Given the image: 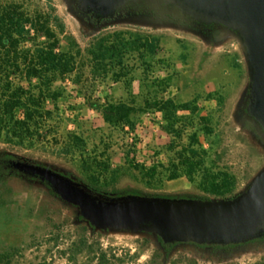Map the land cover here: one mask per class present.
I'll return each mask as SVG.
<instances>
[{"label":"rangeland","instance_id":"374dc122","mask_svg":"<svg viewBox=\"0 0 264 264\" xmlns=\"http://www.w3.org/2000/svg\"><path fill=\"white\" fill-rule=\"evenodd\" d=\"M4 15L32 20L23 26L28 39L21 48L57 42L56 52L65 55L51 74L45 103L50 113L35 116L38 133L23 140L1 133V153L48 165L108 194L220 198L211 192L209 182L211 176L224 172L231 178L228 198L242 191L264 166V142L242 115L249 83L247 63L238 39L229 32L205 34L182 22L142 14L96 24L77 13L69 0H0V17ZM34 22L43 26L44 35L36 31ZM126 42L138 45L141 53H125ZM111 47L122 52L109 59L104 54ZM112 70L120 75L124 100H134V106L143 109L134 116L135 124L138 115L154 111L144 105L147 98H170L178 106L188 105V110L179 111L185 117L172 130L162 118L160 123L150 116L157 130L149 137L131 132L130 127L106 129L114 152L123 147L131 165L148 162L145 167H149L152 159L158 161L151 179L130 164L103 168L110 158L103 150L110 141L96 148L95 118L82 105L112 98ZM17 76L11 74L13 83L26 85ZM166 76L164 86L159 80ZM130 80L138 93L132 92V85L126 89ZM17 115L22 117V111ZM140 139H149L144 149L149 160L136 156ZM184 147L196 150L201 167L190 176L168 179L171 171L166 168ZM82 240L86 245L76 255ZM158 247L155 238L142 234L92 231L74 206L41 182L16 174L0 177V264H96L92 251L97 248L109 259L113 253L124 264H144ZM176 253L191 260L179 264H252L264 261V241L223 249L178 245L172 251ZM132 255L135 259L128 261Z\"/></svg>","mask_w":264,"mask_h":264},{"label":"water","instance_id":"95a60500","mask_svg":"<svg viewBox=\"0 0 264 264\" xmlns=\"http://www.w3.org/2000/svg\"><path fill=\"white\" fill-rule=\"evenodd\" d=\"M77 13L107 20L126 8L153 10L202 30L226 31L243 50L248 87L242 115L264 142V0H69ZM9 171L44 183L77 209L92 231L142 234L165 244L245 247L264 238V166L239 193L228 198L108 194L45 164L12 158ZM159 245V243H158ZM160 247V245H159Z\"/></svg>","mask_w":264,"mask_h":264},{"label":"trees","instance_id":"16d2710c","mask_svg":"<svg viewBox=\"0 0 264 264\" xmlns=\"http://www.w3.org/2000/svg\"><path fill=\"white\" fill-rule=\"evenodd\" d=\"M13 21L14 24H11ZM25 23L30 24L33 22L29 18L23 21L17 18L12 19L10 15L0 17V134L4 133L11 137H17L20 140L38 133L39 126L38 122L35 121L36 114L50 113V110L46 109L45 103L49 97L48 92L52 82L51 74L54 73L59 65L58 63H60L62 57L65 55L56 52L57 42L47 45L35 42L32 48H21V45L25 44L24 42L28 39V33L23 27ZM33 25L38 33L44 35L43 26H40L37 22H34ZM124 48L125 53L129 51H136L138 54L141 53L140 47L138 45H132L131 42H126ZM121 52L122 50L111 47L105 51L104 56L111 59ZM120 70L122 73H125V67L121 66ZM15 73L19 79L26 82V85L20 82L13 83L10 76ZM112 77L114 80L120 79V75L114 71L112 72ZM168 80L169 77L166 76L161 78L159 83H163L166 86ZM129 85V81L128 83L126 82V86ZM91 105L101 109L104 121L108 125L120 128L123 126L133 127L134 116L138 112L143 111L141 107L134 106V100L128 102L107 100L98 105ZM144 105L162 113V119L168 130H172L175 125L181 124L182 118L185 116L180 115L179 111L189 109L188 105L178 106L170 98L157 96L147 98L144 101ZM20 110L23 113L22 117L17 115V112ZM247 125L252 129L249 123ZM12 158L16 157L0 152L1 178L7 174H13L6 166L8 160ZM128 164L131 165L130 162ZM131 166L141 171L144 177L148 179L155 176L159 167L155 164L149 167L135 164ZM200 167L201 162L196 160V150L194 148H190L189 150L184 147L177 152L176 158L167 166L166 169L171 171L167 178L175 179L183 175L190 176L196 173ZM103 168H107V166L103 164ZM209 183L213 194L220 198H227L226 195L231 187V178L227 173L223 172L211 176ZM88 186L96 191L102 192L91 185ZM157 242L160 247L154 250L152 258L144 264H179V261L182 260L185 262L191 261L186 254L176 253L173 255V244H165L160 239ZM85 245V240H82L80 246L74 250V254L82 253ZM92 252L95 253L94 258L96 259V264H115V261L118 264H124V259L115 257L113 253L110 256V259L113 260L110 261L107 256L108 254L101 248H97ZM130 257L128 261L135 259L134 255ZM252 264H264V261Z\"/></svg>","mask_w":264,"mask_h":264},{"label":"crops","instance_id":"0c3cea01","mask_svg":"<svg viewBox=\"0 0 264 264\" xmlns=\"http://www.w3.org/2000/svg\"><path fill=\"white\" fill-rule=\"evenodd\" d=\"M120 83H121V80L118 79V80H114L113 77H111V85H112V89H111V93H112V98H104V99H101L102 103H104L105 101L107 100H112V101H125V102H128L127 100H124V96L125 94H123L122 90L120 91ZM132 85V92L133 93H138V90H134V81L133 80H130V85L129 86H126V89L127 87L130 88V86ZM81 97H78V100H80ZM84 103V101H83ZM84 106V109H86L87 113H89L92 117L94 116L95 118V122L96 124L93 126V129H94V132L97 134L98 136V142H97V146L96 148H99L100 146L98 145H104L105 144V141H110V145L108 143L105 144L107 145L105 148H104V155L110 157L108 158V160L105 162V165L107 167H110V168H113V167H117V166H120V165H125V164H128V156L126 155V153L124 152V148L123 147H118V145H116L118 147V152H114L116 150H113L114 146V142L113 140H111V137L108 135L106 138L105 134L106 133V129H117V128H120V127H113V126H110L108 125L105 121H104V118H103V115H102V112H101V109L99 107H96L94 105H91V104H84L82 105ZM79 113H81V111H78ZM139 114V112L137 113ZM161 115V116H160ZM150 116H156L158 120H160L162 118V113L158 110H154L151 114L149 113H145L143 115H138V123L136 122V124L134 123L133 127H131L130 129H132L131 132H134V133H137V134H140L142 133L143 134H148V137H149V132H155V130H157V124L155 123H152L150 120ZM137 117V116H136ZM160 123H161V120H160ZM124 130L129 128V126H123L122 127ZM110 131V130H109ZM113 138V137H112ZM154 139V138H153ZM141 140V139H140ZM149 140V139H148ZM147 139H142L141 142H139L137 145V149H138V152L136 154V156H143L142 159H147L148 156L145 154V146L147 145L146 143H150V142H147L148 141ZM148 145H151V144H148ZM112 146V147H111ZM117 149V148H116ZM106 153V154H105ZM115 156V157H114ZM149 160V159H147ZM158 162L157 160H154L152 159V161L150 162V165L151 166L152 164H155V165H158L159 164H156ZM148 162H145L144 163V166H147ZM178 178H181V177H178ZM176 178V179H178Z\"/></svg>","mask_w":264,"mask_h":264},{"label":"flooded vegetation","instance_id":"af4514ba","mask_svg":"<svg viewBox=\"0 0 264 264\" xmlns=\"http://www.w3.org/2000/svg\"><path fill=\"white\" fill-rule=\"evenodd\" d=\"M154 11L153 10H150V9H148V10H143L142 8H138V9H130V8H126V10H125V12L122 14V15H124V14H142V15H144V16H148V17H151V16H153L154 15ZM85 17H87L89 20H92V21H94L96 24H98L97 23V19L96 18H94V17H90V16H85ZM104 19H101L100 21H99V23L101 22V21H103ZM171 20H173V21H176V20H174V19H171ZM184 24V23H183ZM186 25V24H185ZM187 26H190V25H187ZM190 27H192V28H194V29H196L197 31H199V32H202V33H205V34H215V33H218V31L217 30H202V29H199V28H196V27H193V26H190ZM258 241H264V238H260ZM229 246H233V245H228V246H224V247H220V246H214V247H217V248H227V247H229Z\"/></svg>","mask_w":264,"mask_h":264}]
</instances>
